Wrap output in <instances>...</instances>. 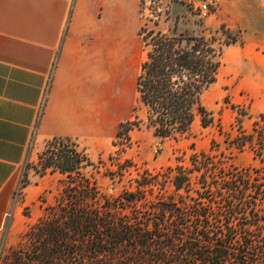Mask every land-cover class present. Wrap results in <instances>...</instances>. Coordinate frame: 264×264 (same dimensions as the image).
Listing matches in <instances>:
<instances>
[{"label":"trees","instance_id":"trees-1","mask_svg":"<svg viewBox=\"0 0 264 264\" xmlns=\"http://www.w3.org/2000/svg\"><path fill=\"white\" fill-rule=\"evenodd\" d=\"M237 41L225 25L209 36L175 29L145 37L136 89L146 119L119 125L118 151L130 148L131 132L145 122L174 140L189 137L198 121L213 126L204 96L217 82L225 47ZM227 139L264 159V109L251 131L239 126ZM44 156L43 170L63 177L62 192L0 264H264V167L239 169L200 152L189 167L145 170L133 188L109 197L85 174L93 164L75 140L50 139ZM120 163L112 175L131 167Z\"/></svg>","mask_w":264,"mask_h":264},{"label":"rangeland","instance_id":"rangeland-1","mask_svg":"<svg viewBox=\"0 0 264 264\" xmlns=\"http://www.w3.org/2000/svg\"><path fill=\"white\" fill-rule=\"evenodd\" d=\"M208 1L211 11L205 18L200 17L185 0H135V3L130 0L123 9L114 7V37L124 31L128 33L127 48L122 56L114 54L111 100L107 88L106 103L102 102L98 89L97 103L92 105L96 112L95 134L81 142L76 141L93 164L85 174L97 182L104 195L117 197L126 189L133 188L136 185L134 179L145 170L157 173L168 167H189L191 156L200 152L218 155L226 165L239 169L264 167V159L256 157L251 148L240 150L227 139L229 134H239V126L242 130L251 131L253 122L264 109V34L246 36L240 26L225 25L237 35L238 41L225 47L217 82L204 96L206 107L213 113V126L203 128L198 121L189 137L174 140L156 136L145 122L131 132V146L126 152H119L113 145L121 123L146 119V111L139 102L136 89L137 76L148 51L145 37L156 31L173 34L175 29L188 35L214 34L221 24L216 18L215 3ZM217 36L222 40L225 38L221 33ZM49 140L33 138L30 143L13 195L14 204L18 207V227L11 230L6 225L0 230V260L20 246L29 227L44 216L46 208L54 205L62 192L60 180L63 177L56 172L53 173L57 175L54 184L36 200L28 202L24 196V189L39 177L53 175L43 170L44 162L40 159L45 157ZM126 160L131 161L128 171L123 176L118 173L112 175L111 172L117 171L119 161L124 164Z\"/></svg>","mask_w":264,"mask_h":264},{"label":"crops","instance_id":"crops-1","mask_svg":"<svg viewBox=\"0 0 264 264\" xmlns=\"http://www.w3.org/2000/svg\"><path fill=\"white\" fill-rule=\"evenodd\" d=\"M129 1L0 0V230L18 227L13 195L33 138L81 142L95 134L92 105L98 89L102 102L107 88L111 100L114 54L122 56L129 39L125 31L114 37L113 9ZM211 1L221 25L264 34V0ZM56 177H39L25 199L36 200Z\"/></svg>","mask_w":264,"mask_h":264},{"label":"built area","instance_id":"built-area-1","mask_svg":"<svg viewBox=\"0 0 264 264\" xmlns=\"http://www.w3.org/2000/svg\"><path fill=\"white\" fill-rule=\"evenodd\" d=\"M185 2L192 7L195 11H197L200 17L205 18L211 11L210 2L208 0H185ZM46 96H44L43 102L40 107V111H42L43 106L45 104Z\"/></svg>","mask_w":264,"mask_h":264}]
</instances>
